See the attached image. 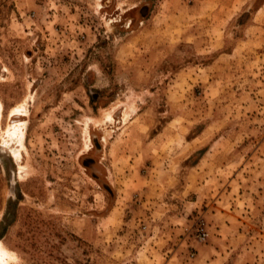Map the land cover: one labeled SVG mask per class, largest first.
Listing matches in <instances>:
<instances>
[{
    "label": "rangeland",
    "instance_id": "rangeland-1",
    "mask_svg": "<svg viewBox=\"0 0 264 264\" xmlns=\"http://www.w3.org/2000/svg\"><path fill=\"white\" fill-rule=\"evenodd\" d=\"M0 256L264 264V0H0Z\"/></svg>",
    "mask_w": 264,
    "mask_h": 264
},
{
    "label": "built area",
    "instance_id": "built-area-1",
    "mask_svg": "<svg viewBox=\"0 0 264 264\" xmlns=\"http://www.w3.org/2000/svg\"><path fill=\"white\" fill-rule=\"evenodd\" d=\"M201 239L202 240H205L206 239V237H207V232L205 231V229L204 228H202L201 229Z\"/></svg>",
    "mask_w": 264,
    "mask_h": 264
},
{
    "label": "bare ground",
    "instance_id": "bare-ground-1",
    "mask_svg": "<svg viewBox=\"0 0 264 264\" xmlns=\"http://www.w3.org/2000/svg\"><path fill=\"white\" fill-rule=\"evenodd\" d=\"M19 134V133H18ZM23 134V133H22ZM22 136V135H21ZM18 138V137H17ZM21 141V140H20ZM2 254V253H1ZM1 257V256H0ZM7 257V256H6Z\"/></svg>",
    "mask_w": 264,
    "mask_h": 264
}]
</instances>
